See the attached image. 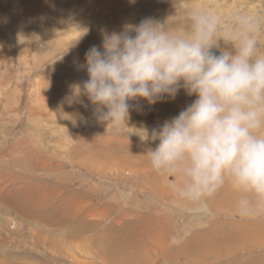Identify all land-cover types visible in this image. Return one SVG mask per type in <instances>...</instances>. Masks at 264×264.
I'll use <instances>...</instances> for the list:
<instances>
[{
	"label": "rangeland",
	"instance_id": "1",
	"mask_svg": "<svg viewBox=\"0 0 264 264\" xmlns=\"http://www.w3.org/2000/svg\"><path fill=\"white\" fill-rule=\"evenodd\" d=\"M194 8L214 11L233 33L237 15L255 18L264 51V0H0V263L233 264L247 242L262 243L250 229L264 219L255 194L225 178L190 200L175 190L184 181L179 172L157 171L144 155L159 141L143 140L142 129L150 133L195 96L182 88L154 105L130 100V117L119 126L98 121L87 97V108L67 99L70 85L88 79L85 53L101 45L102 30L151 17L186 31ZM24 193L45 195L51 215L72 209L66 220L79 223L78 235L20 218L5 198Z\"/></svg>",
	"mask_w": 264,
	"mask_h": 264
},
{
	"label": "clouds",
	"instance_id": "2",
	"mask_svg": "<svg viewBox=\"0 0 264 264\" xmlns=\"http://www.w3.org/2000/svg\"><path fill=\"white\" fill-rule=\"evenodd\" d=\"M235 19L239 31H225L214 11L194 8L186 31L151 17L118 32L102 30L101 45L85 53L82 67L88 79L70 85L67 99L87 108L82 99L87 97L98 121L119 126L130 117V100L143 98L154 105L165 97L175 99L183 88L196 99L150 133L142 129L143 140L159 141L144 154L151 166L179 172L184 181L175 190L190 200L213 193L228 178L264 206L260 23L247 15ZM220 39L230 47L220 48ZM247 204V199L240 201L241 207Z\"/></svg>",
	"mask_w": 264,
	"mask_h": 264
},
{
	"label": "bare ground",
	"instance_id": "3",
	"mask_svg": "<svg viewBox=\"0 0 264 264\" xmlns=\"http://www.w3.org/2000/svg\"><path fill=\"white\" fill-rule=\"evenodd\" d=\"M91 161L92 160H85L83 162V164L90 166L91 165ZM157 180H153L151 182V184H155V183L157 184ZM37 191H39V190L37 189ZM72 198L74 199V197H72ZM42 200H43L42 194L39 195V198L37 199L36 196L35 197H31L28 193H24V194H22L19 197L7 196L5 198V202H6L5 204L6 205H10L11 208L15 209V210H17V208H18L20 211H19V213L17 212V214L19 216H21L20 218H22L24 216L25 220H29V221L31 220L32 222L38 223V224L42 223L47 228H51L52 229L53 227H56L59 230L65 231V233L69 232L68 235L71 238L74 236V234L78 235L77 231L75 229L77 228L79 223H76V220L73 219V218L70 219L69 221L66 220V217L72 214V209L63 210V209H60V208H54L53 213H52L53 215H51L50 207H49L50 205L46 206L45 204H43V202L45 200H47L45 195H44V200L43 201ZM73 203H74V205L82 207V203H80L78 201L77 202L74 201ZM50 223H51L52 226L50 225ZM83 230H84V228H83ZM261 234H262V236H264V232L261 233ZM248 235H250V233ZM230 236L231 235H228V234L225 235L226 238H224V237L222 238V236H221L220 240L221 241H225V240L231 239ZM35 237H36L37 240L40 239L38 233L35 234ZM260 239H261V242L263 243L264 242V238H260ZM256 241H257V239H255L254 241L247 242L245 244V246L248 247V246H251L252 244L260 245V246L262 245V243H260V242L258 243ZM48 243H49V245L52 248L54 247L53 246L54 245L53 241H48ZM232 250L230 252H232ZM110 262H112V261H110ZM0 264H12V263L11 262L10 263L5 262V263H0Z\"/></svg>",
	"mask_w": 264,
	"mask_h": 264
},
{
	"label": "crops",
	"instance_id": "4",
	"mask_svg": "<svg viewBox=\"0 0 264 264\" xmlns=\"http://www.w3.org/2000/svg\"><path fill=\"white\" fill-rule=\"evenodd\" d=\"M263 220L264 219L257 220V222L261 223H255L250 227L251 230L255 227L254 232L259 236H262L261 233H263L260 229L264 228ZM257 248L261 251H258ZM233 264H264V248L262 246H254L252 248L245 247L244 249H240L239 252L234 255Z\"/></svg>",
	"mask_w": 264,
	"mask_h": 264
}]
</instances>
